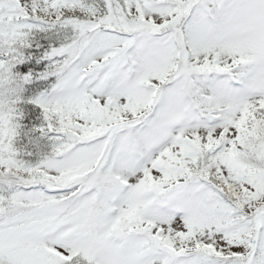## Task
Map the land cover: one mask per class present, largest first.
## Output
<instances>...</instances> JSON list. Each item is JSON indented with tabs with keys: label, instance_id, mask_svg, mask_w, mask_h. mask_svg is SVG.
<instances>
[{
	"label": "snow or ice",
	"instance_id": "6c2138e0",
	"mask_svg": "<svg viewBox=\"0 0 264 264\" xmlns=\"http://www.w3.org/2000/svg\"><path fill=\"white\" fill-rule=\"evenodd\" d=\"M0 264H264V0H0Z\"/></svg>",
	"mask_w": 264,
	"mask_h": 264
}]
</instances>
